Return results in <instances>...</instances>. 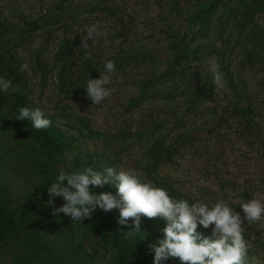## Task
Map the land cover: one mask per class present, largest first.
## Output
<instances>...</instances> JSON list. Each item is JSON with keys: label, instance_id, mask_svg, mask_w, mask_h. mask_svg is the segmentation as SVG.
I'll list each match as a JSON object with an SVG mask.
<instances>
[{"label": "rangeland", "instance_id": "rangeland-1", "mask_svg": "<svg viewBox=\"0 0 264 264\" xmlns=\"http://www.w3.org/2000/svg\"><path fill=\"white\" fill-rule=\"evenodd\" d=\"M92 24L107 37L89 39L84 60ZM105 60L116 64L111 95L93 105L83 86ZM0 76L22 89L0 96V264H134L114 244L112 213L99 224L54 214L63 200L49 205L46 188L62 167L134 170L174 198L223 200L242 216L241 203L264 201V0H0ZM18 96L65 151L14 119ZM242 226L247 264H264V224Z\"/></svg>", "mask_w": 264, "mask_h": 264}, {"label": "clouds", "instance_id": "clouds-1", "mask_svg": "<svg viewBox=\"0 0 264 264\" xmlns=\"http://www.w3.org/2000/svg\"><path fill=\"white\" fill-rule=\"evenodd\" d=\"M86 32L81 46L85 49L84 60H90L88 40L106 38L107 31L101 30L98 24H92ZM213 67L218 69L219 66ZM26 68V64L21 65V71ZM115 72V62L105 60L99 77L89 78L83 86L86 97L93 105L102 104L111 95L107 86L112 83ZM21 92L20 86L14 85L10 78L0 76V93ZM14 119L29 121L35 130L46 129L52 123L40 108L26 106L19 107ZM106 185L114 187L115 192L92 191ZM46 190L49 205H54L56 198L63 200L61 206L54 208V214L62 213L72 223L83 224L97 209L105 213L117 209L119 215L116 222L128 227L131 218L132 230L127 233L135 236L142 230V218L163 219L166 223L161 229V237L148 245L149 254L153 256L152 264H168L169 260H178L179 264H247L250 244L244 238L242 225L245 221L247 225L264 224V201L261 199L254 197L241 203L242 216L223 200L209 204L203 200L189 203L187 199L174 198L166 188L143 181L141 174L134 170L62 167ZM200 227L211 228V234L198 231Z\"/></svg>", "mask_w": 264, "mask_h": 264}, {"label": "trees", "instance_id": "trees-1", "mask_svg": "<svg viewBox=\"0 0 264 264\" xmlns=\"http://www.w3.org/2000/svg\"><path fill=\"white\" fill-rule=\"evenodd\" d=\"M209 12H211V10H208V13ZM199 13L200 14L197 15L196 20L200 22L201 25L206 24L207 16L201 15V11ZM72 45H74V43H72ZM71 49H74V46H72ZM0 96L3 98V93H0ZM16 101L19 107H27V100L25 96H18ZM21 126L23 129L27 130L42 147L48 149L53 155L61 153L68 148V144L62 142L60 137L53 133L50 128L35 130L31 128V123L29 121H21ZM108 191L115 192V188L112 187L104 192ZM94 213L96 215L97 224L103 222V220L110 213L114 216V221L110 222L109 226L114 233V244L119 249L120 257L123 258L124 261L132 259L134 264H152L153 256L149 254L148 251V245L151 243H144L140 237H130L126 232L127 227L121 226L116 222L119 215V211L117 209H113L108 213L97 209ZM129 226H131V218H129ZM163 227L164 223L159 217L152 219L142 218V230L140 234H144L150 239L155 240L161 237V229ZM168 264H179V261L169 260Z\"/></svg>", "mask_w": 264, "mask_h": 264}]
</instances>
